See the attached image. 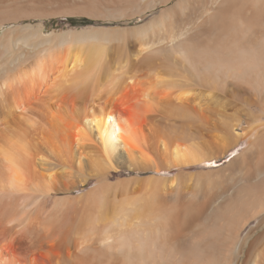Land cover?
Returning <instances> with one entry per match:
<instances>
[{
  "label": "bare ground",
  "instance_id": "1",
  "mask_svg": "<svg viewBox=\"0 0 264 264\" xmlns=\"http://www.w3.org/2000/svg\"><path fill=\"white\" fill-rule=\"evenodd\" d=\"M120 1L149 9L170 0H0V27ZM115 30L44 34L41 28L25 25L7 28L0 37V264H52L43 260L36 244L42 235L48 242L47 236L61 229L58 223L66 220L68 206L65 198L44 196L74 185L70 166L97 172L107 167H157L149 152L154 136L147 113L157 106H186L191 101L202 105L189 87L165 91L176 81L158 75L141 74L142 78L140 71L166 65L173 56L194 69L200 65L211 72L221 69L227 81L238 69L264 70V0H177L144 25ZM101 40L135 42L127 54L130 63L112 61L98 43ZM259 134L263 137L264 131ZM162 144L164 157L175 165L201 160L198 151L173 136L170 147ZM187 177L162 178L156 187L149 185L143 205H138L140 196L128 194L130 182L114 188L98 183L87 194L90 204L80 211L78 223L60 231L57 241L40 244L48 252L55 250L54 264H62L65 257L72 259L71 264L89 260V264H166L171 258L166 250L174 240L192 244L199 249L197 255L213 258L216 251L209 245L221 243L222 237L214 236L206 245V235L223 232L230 239L222 241L228 245L222 263L234 264L236 219L220 225L205 217L217 193V198L223 196L212 184L215 177L212 173ZM128 195L133 198L125 199ZM136 200L139 209H134ZM199 216L207 222L198 229L200 235L190 228L201 221ZM21 236L29 238L26 244ZM72 236L68 252L66 240Z\"/></svg>",
  "mask_w": 264,
  "mask_h": 264
},
{
  "label": "rangeland",
  "instance_id": "2",
  "mask_svg": "<svg viewBox=\"0 0 264 264\" xmlns=\"http://www.w3.org/2000/svg\"><path fill=\"white\" fill-rule=\"evenodd\" d=\"M176 2L177 0H170L166 5H158L148 9L137 5H133V8L131 6L127 7L120 1L119 3L103 5L104 7L92 8L91 10L62 11L61 13L48 16L24 19L15 24H5L0 27V37L7 28L25 25H31L35 29L41 28L44 34H60L71 30L72 32L88 31V33H91L103 31L102 33H106L115 29H132L150 22L163 10H166ZM98 43L103 45V47L105 46L109 52H107L108 57L114 62L128 60V63H130L127 54L131 48L136 46L135 42H128V40H101ZM261 43L264 46V36L261 39ZM115 50H118V52ZM179 59V57L173 56L166 65L158 64L151 69H143L140 73L138 72L139 77H142V75L146 77L147 75L148 78L149 76L150 78H155L158 75L157 77L175 80L174 87H171L172 89L165 88V91L175 90L176 93L178 87L187 86L192 90V93L200 97V99L198 97L197 99L202 104L196 105L194 104L195 102L191 101L186 106H157L147 113V117L151 121V124L149 123V130L151 128V131H153L150 132L152 133L151 136H154L149 152H153L151 154L154 160L159 163L157 164L158 166H142L141 168L144 169L136 171L107 167L103 171H99L100 173L93 168H88V170L87 168H82L83 170L81 169L82 171H80L75 166H70L69 169L73 170L74 185L69 189H65V187H63L64 189L62 187L55 189L44 196L47 199H54L56 197L67 199L66 204L69 214L67 213L68 216H64V218L67 217L65 221L58 223L59 225L57 224L61 228L60 230H55L57 225H55V228L53 226L55 232L52 236H47L48 242L43 240L45 236L42 235L40 242L43 240L45 243L41 242V244L46 245V243H51V241L54 242V239L57 241L59 233H62L60 231H64L71 225L78 223L80 211L85 210L88 204H90L87 194L98 183H107L112 188L121 183H124L121 184L124 187L131 184L127 189L131 188L134 190L129 189L128 192L132 191L131 193L134 192L135 195L134 193L128 194L133 197L136 196L138 199L140 196L138 205H143L146 200V190L150 188L149 185L156 187L161 183L162 178L177 177V179L182 178V180H186L189 175L212 173V176L216 178L213 177L216 183L213 182L212 184L222 191L223 196L217 198L219 195L217 193L213 206L210 205L206 209L207 216L205 217L211 220L209 223H212L214 219V223L220 225L224 222L226 223L227 220L229 222L230 219L232 221L234 218L236 219L235 225H237V231L235 237H232L235 238L234 243L237 246V249H232V251L237 250L232 258L234 264H251L253 261L264 264V172L260 173L264 169V141H262L264 136L260 137L261 134H259L264 131V70L258 69L257 66L250 70L246 68H243V71L238 69V72L233 75L234 79L231 78L227 81L225 78L226 73L221 69L218 70L217 68L216 71L218 72L215 70L211 72L208 66L205 69V65H203L204 67L200 65L194 69V67L191 68L190 65H187L188 63L181 62L182 60ZM124 67L123 71H126L127 67ZM207 71L209 74L206 73ZM126 73H128V70ZM131 73L134 74L135 72ZM171 136L178 143L187 145L198 151L201 155H199L201 160L194 161V163L193 161H189L190 163L186 162L188 164L180 163L175 165L174 162L170 161V157L166 159L164 157L165 152H163L165 148L162 143L167 142L169 146ZM260 139H262L261 143ZM262 142L263 145L261 146ZM164 160H167V162ZM54 162L55 160L53 159L52 163ZM179 176L181 178H178ZM147 180L148 183H151L147 184ZM185 182L191 183L190 181ZM111 193L112 191L108 194L109 201L113 195ZM129 195L125 199L129 200V197H131ZM136 208L139 209L137 207V200L134 209ZM203 218L204 216H201L198 218V221L201 220L197 222L198 224L195 222L194 225H191L190 228L195 234L199 233L201 229H198L201 226L206 225L207 222L204 223ZM18 228L19 226L16 229ZM200 233H202V230ZM222 234L223 232L221 235L218 233L217 235H206V245L213 243L214 236L215 238L217 236L222 237L221 240L217 237L221 243L209 245L213 251H216V254L212 256L213 258L209 257V259L200 256V254L197 255V250L199 249L194 248L192 244L188 243L186 245L187 242L185 241L179 242V240H174V243L171 244L172 256L170 255L173 260L169 258L166 264H225L222 261H224V257L226 256L222 252L228 246L225 243L230 237L225 233V235ZM73 237L69 240L65 239L68 244L65 248H67L68 252L72 250L71 239ZM21 238L23 244H26L29 240V238L24 236H21ZM66 241H64V244H66ZM40 242L36 244V249L40 251L43 260L47 258V260H51V263L54 264L56 256L53 255V251L55 252V250L52 249V253L48 252L47 247L41 246ZM39 248L41 249L39 250ZM173 252L176 253L173 255ZM65 258L62 259L63 261L66 260L62 264L72 263L70 257ZM91 261L89 260L88 264Z\"/></svg>",
  "mask_w": 264,
  "mask_h": 264
},
{
  "label": "water",
  "instance_id": "3",
  "mask_svg": "<svg viewBox=\"0 0 264 264\" xmlns=\"http://www.w3.org/2000/svg\"><path fill=\"white\" fill-rule=\"evenodd\" d=\"M118 169H121V170H142V169H144V168H130V167H128V166H120V167H118Z\"/></svg>",
  "mask_w": 264,
  "mask_h": 264
},
{
  "label": "crops",
  "instance_id": "4",
  "mask_svg": "<svg viewBox=\"0 0 264 264\" xmlns=\"http://www.w3.org/2000/svg\"><path fill=\"white\" fill-rule=\"evenodd\" d=\"M171 247H172V246L170 245V247L167 248V250H166L167 254H169V251H170V254H172ZM168 249H170V250L168 251Z\"/></svg>",
  "mask_w": 264,
  "mask_h": 264
}]
</instances>
